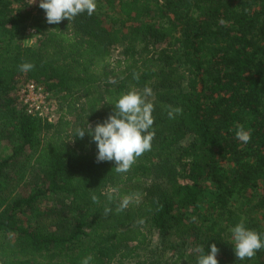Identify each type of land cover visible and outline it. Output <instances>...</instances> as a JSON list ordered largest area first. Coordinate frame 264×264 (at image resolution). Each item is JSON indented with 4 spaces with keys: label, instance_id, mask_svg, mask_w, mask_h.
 I'll use <instances>...</instances> for the list:
<instances>
[{
    "label": "trees",
    "instance_id": "1",
    "mask_svg": "<svg viewBox=\"0 0 264 264\" xmlns=\"http://www.w3.org/2000/svg\"><path fill=\"white\" fill-rule=\"evenodd\" d=\"M96 4L91 16L48 24L43 9L0 0V264H80L89 254L90 264H162L136 255L152 229L162 242L194 238L174 263L197 264V246L207 254L214 243L218 264H264V249L239 261L231 232L243 222L264 239V0ZM32 28L42 35L25 43ZM23 62L35 67L21 72ZM30 81L52 93L59 117L21 106L16 89ZM146 86L152 148L117 174L75 130L102 123L123 93ZM170 107L183 112L169 119ZM239 125L250 142L235 138ZM109 188L119 189L111 203ZM131 193L141 202L117 213Z\"/></svg>",
    "mask_w": 264,
    "mask_h": 264
},
{
    "label": "clouds",
    "instance_id": "2",
    "mask_svg": "<svg viewBox=\"0 0 264 264\" xmlns=\"http://www.w3.org/2000/svg\"><path fill=\"white\" fill-rule=\"evenodd\" d=\"M35 0H32L34 3ZM39 7L44 10L46 22L48 24H59L62 20H74L80 14L87 13L91 16L96 10V0H40ZM34 64L23 62L19 65L21 72H28L34 68ZM133 79H139L137 74H133ZM114 82V81H113ZM152 95L150 87L140 91L131 89L123 93L115 102L113 114L102 122L96 123L92 127L87 123V130L77 128L75 137L83 138L87 132L97 147L96 162H114L113 168L117 174L127 173L131 170L136 160L145 152L152 148V141L155 138L153 129L154 104L147 99ZM181 107H170L168 118L175 119L181 115ZM251 130H245L243 125L237 126L235 138L242 142L248 143L251 140ZM118 188H109L102 195L111 203L117 198ZM91 200L95 204L100 203V198L95 193L91 194ZM141 194L131 193L119 197L118 206L115 208L117 213L123 212L131 204H139ZM113 209L107 204L103 207V215L107 216L112 213ZM143 224V219L137 221ZM233 249L235 256L239 261L251 259L256 252L264 249V239L260 233L248 229L243 222L237 223L232 229ZM210 251L205 254L203 245L195 249L199 253L197 264H218L217 255L220 249L216 244H211ZM93 257L89 254L84 257L80 264H90Z\"/></svg>",
    "mask_w": 264,
    "mask_h": 264
},
{
    "label": "rangeland",
    "instance_id": "3",
    "mask_svg": "<svg viewBox=\"0 0 264 264\" xmlns=\"http://www.w3.org/2000/svg\"><path fill=\"white\" fill-rule=\"evenodd\" d=\"M29 3V0H25V2ZM33 5V4H30ZM34 7V9L32 8ZM31 8L33 10H37L39 7L38 6H32ZM43 31H40V33H35V35H27L25 37V39L23 40L25 43H29V44H35L37 43V39L40 37V35H42ZM120 50H121V45L120 43L115 44L114 46H112L111 48V55H110V63L111 66H115L116 64V60L118 58H120L121 54H120ZM54 99V96H53ZM54 102L56 104V99H54ZM58 108V105H57ZM59 112V111H58ZM60 113V112H59ZM195 247V241L194 238L191 235H187L185 238L182 239H176L173 236H169L167 237V241L166 242H162L157 230L152 229L151 233L149 234L148 237V242L146 244V247L144 250H138L137 251V258L138 259H146L147 262L148 260H151V256H156V259L160 260L162 262V264H185L184 261L180 262H175L177 256L182 252V251H186L189 252L190 250H193ZM154 251V252H153ZM164 254L163 257H161V255Z\"/></svg>",
    "mask_w": 264,
    "mask_h": 264
},
{
    "label": "built area",
    "instance_id": "4",
    "mask_svg": "<svg viewBox=\"0 0 264 264\" xmlns=\"http://www.w3.org/2000/svg\"><path fill=\"white\" fill-rule=\"evenodd\" d=\"M40 0H29L31 6H38ZM35 35L36 30H28ZM16 97L21 106L28 114L35 117H47L49 120L59 117V112L54 104L53 95L50 91L46 90L43 86L35 84L34 82L20 83L16 89Z\"/></svg>",
    "mask_w": 264,
    "mask_h": 264
}]
</instances>
